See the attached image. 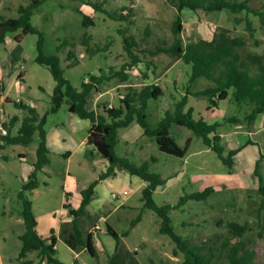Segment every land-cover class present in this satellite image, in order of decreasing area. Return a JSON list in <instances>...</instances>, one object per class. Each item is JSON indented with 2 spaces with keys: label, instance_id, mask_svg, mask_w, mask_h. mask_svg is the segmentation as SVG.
<instances>
[{
  "label": "rangeland",
  "instance_id": "1",
  "mask_svg": "<svg viewBox=\"0 0 264 264\" xmlns=\"http://www.w3.org/2000/svg\"><path fill=\"white\" fill-rule=\"evenodd\" d=\"M91 1L101 4L108 12L132 6L134 24L113 20L106 12H96L78 0H45L34 11L32 25L43 37V54L60 58L65 75L74 87L81 88L91 76L106 77L98 85V91L103 95L93 91L92 107L97 105L100 111L109 105L118 108L123 105L130 88L141 90L146 85H158L164 90V96L150 100L147 106V119L156 128L165 112L173 110L186 93L200 91L210 85L206 78L190 84L192 68L183 61L166 54L150 57L142 52V49H152L158 40L173 43L172 27L178 11L172 6V0H136L133 3L130 0ZM30 4L31 0H0V18H18L19 7ZM250 6L264 12V0H253ZM84 16L91 19L88 26ZM247 21H251L255 30L253 36L247 28ZM182 25L184 44L201 38L210 41L227 29L230 37L244 42L238 49L242 59L245 60L249 54L264 57V26L253 14L224 11L215 18L202 10L192 12L184 9ZM127 27L129 34L141 42L137 54L143 62L129 70V80L122 82L118 77L113 78L112 69L120 71L123 65L131 63L121 33ZM146 28L152 32L147 38ZM16 34H8L5 42L0 43V80L4 84L0 99V134L4 132L3 124L11 118L17 116L21 122L27 115L25 110L17 108L15 102L33 106L41 117L47 114L45 129L51 162L39 174V187L30 199L41 236L49 238L51 229L58 226L56 258L65 264H183L182 253L174 256L176 245L172 239L160 234L161 219L155 212L144 210L141 221L133 226L143 208V182L121 168H116V176L100 182L95 197L98 206L95 209L92 205L93 213L79 219L85 236L93 235L96 257L86 249L74 252L65 244L63 237L72 231L73 220L65 204L74 209L79 207L82 189L98 180L106 171L108 161L96 153L91 155V150L82 153L89 128L84 120L69 112L66 104L52 112L56 83L48 68L35 61L40 35L29 34L17 43L14 40ZM87 40L90 46L85 44ZM69 51H74L76 59L69 60ZM76 60L79 64L69 68ZM233 93L232 89L230 98L219 102L217 107L211 106L208 97L189 95L184 110L191 112L196 119L221 124L218 132L222 136V144L227 146L226 154L242 147L235 157L232 171L192 130L177 124L170 129L176 144L184 148L187 140H191L183 159L161 152L155 138L141 137V128L136 122L119 131L115 151L118 156L126 157L137 165L149 161L152 172L168 179L154 193L158 206H177L185 194L201 192L212 186L214 192L206 200H191L170 211L175 233L203 247L205 252L213 249L221 264H228L227 251L237 242L255 252L256 264H264V196L258 191L259 180L254 175L256 162L261 158L259 171L264 177V114L249 122L250 106L238 107ZM233 118L240 119V122H229ZM19 125L14 128V134H17ZM248 141H251L250 145ZM1 145L0 140V244H4V237H7V243L11 245L16 235L24 231L18 193L33 170L39 136L36 133L29 145ZM68 151L72 156L65 155ZM152 158L156 161L152 162ZM124 191L128 195H124ZM102 215L107 217L102 220ZM230 223L245 226L241 238L230 232ZM108 225L121 236L119 250L107 232ZM100 236L105 239H100ZM224 242L229 246L224 248ZM110 243H114L115 248ZM28 260L39 264L38 252L31 253Z\"/></svg>",
  "mask_w": 264,
  "mask_h": 264
},
{
  "label": "trees",
  "instance_id": "2",
  "mask_svg": "<svg viewBox=\"0 0 264 264\" xmlns=\"http://www.w3.org/2000/svg\"><path fill=\"white\" fill-rule=\"evenodd\" d=\"M45 0H31L28 6H20L18 9L19 17L3 19L0 18V43H4L8 34L17 33L14 40L21 43L24 37L29 34L40 35L38 42V55L36 63L48 68L55 81V88L52 94V112H57L64 104L68 106L71 114L77 115L83 120H89V128L86 145L90 148L91 155H97L106 159L109 163L106 171L102 173L98 180L89 184L81 191V203L78 208H72L65 204V208L70 211L72 220V231L68 236L63 237L65 244L74 252H80L86 249L92 257H96L94 238L91 233L85 236L80 228L79 219L90 216L88 206L92 196L95 193L96 186L103 180L116 176V168H121L133 176L139 177L146 186L142 191L143 208L138 217L133 221V226L142 219L144 210L155 212L161 219L160 234L169 236L175 243L174 256L179 253L184 255L183 264H221L220 257H217L213 249L209 248L205 252L203 247L192 243L175 233L170 211L180 208L191 200L203 201L214 192L212 186L205 188L201 192L185 194L177 206L165 204L158 206L154 201V193L157 189L167 183L168 179L163 178L159 173L150 170L149 161L141 165L131 162L126 157H120L116 154L115 148L119 140V131L128 128L136 122L143 130L144 135L155 138L159 150L168 155L183 159L185 158L191 140H187L185 147L181 148L176 144L170 135V129L174 124L184 126L192 130L196 136L202 139L203 143L213 150L229 171L234 169L235 157L242 150V147L227 151V146L222 144V136L218 132L220 123L210 124L202 118L196 119L191 112H185L189 95L208 97L211 106L217 107L219 102L230 98V91L233 89V100L238 107L248 105L251 111L247 117L249 122H254L258 115L264 114V57L249 54L247 58L242 59L238 49L244 45V42L238 38H232L227 29L216 34L210 41L198 39L194 42L184 44L181 33L182 11L189 9L192 12L200 10L207 12L215 18L223 14L224 11L232 14L246 12L260 18L264 26V12L256 10L250 6L253 0H172V6L178 11V16L173 23L172 31L174 41L172 44L167 41L158 40L152 49H142L145 55L156 57L166 54L176 60L183 61L192 68L190 84L196 82L199 78H206L210 85L200 91L186 93V95L175 104L173 110L165 112V116L160 120L156 128H153L147 119V106L150 100H157L164 96V90L158 85H146L141 90L130 88L123 99V105L118 108H108L106 106L97 110L88 108V98L93 91H98V85L102 84L106 77L91 76L90 80L83 83L81 88L74 87L65 75V70L61 66V60L58 56H45L42 52L43 37L39 30L32 25L34 11ZM91 6L96 12H106L110 18L118 22L124 21L130 25L134 24V8L132 6L122 7L119 11L108 12L105 8L91 0H78ZM132 3L136 0H130ZM90 18L84 16L85 25L90 24ZM247 28L251 35H254V28L251 21H247ZM127 27L121 30L123 34L124 48L131 59V63L123 65L120 71L112 69L113 78H120L122 82L129 80V70L139 63H142L137 49L141 48V42L133 34H129ZM152 35L150 28H146L145 37ZM144 42V40H143ZM68 44V42H65ZM90 46L89 41H85ZM88 51H90L88 49ZM69 60L76 59L74 51H69ZM70 64L69 68L76 66ZM4 92V84L0 80V99ZM99 92V91H98ZM19 109L27 112V115L20 122L17 116L10 119L8 123L3 124L4 132L0 134L2 147L4 145H29L34 141V136L38 133L39 145L36 150V160L33 163V170L29 173L27 182L18 193V200L21 204V216L24 224V231L20 235L21 250L18 256L20 264H34L28 260L29 254L38 252L40 257L39 264H65L56 258L55 249L57 236L54 229L50 231V237L42 238L38 233V222L33 210V203L30 195L39 187V174L44 171V167L49 165L50 149L48 147L47 131L45 125L47 114L40 116L38 111L22 101L15 102ZM210 106V108H211ZM229 122H240V119H229ZM20 123L17 134L13 133L16 125ZM251 144V141H248ZM67 154H70L68 152ZM152 162L156 159L152 158ZM261 158L257 160L254 175L259 180V193L264 196V177L260 173ZM229 230L236 237H242L245 233V226L237 223H230ZM107 232L114 238L116 249L119 250L121 236L113 229L107 226ZM223 247L229 246V243H222ZM228 264H256L255 252L245 248L241 242L234 243L227 251ZM155 264V263H154Z\"/></svg>",
  "mask_w": 264,
  "mask_h": 264
},
{
  "label": "crops",
  "instance_id": "3",
  "mask_svg": "<svg viewBox=\"0 0 264 264\" xmlns=\"http://www.w3.org/2000/svg\"><path fill=\"white\" fill-rule=\"evenodd\" d=\"M24 6V5H23ZM98 94H100V95H103V94H101V93H99L98 92ZM93 93L89 96V98H88V101H89V103H88V108L90 109V110H97V109H99V107L97 106V105H95V106H93L92 107V105L90 104V99H92V97H93ZM83 120V119H82ZM85 121V123L87 124V126H88V128H90V126H91V123H90V121L89 120H84ZM214 123H218V122H214ZM210 124H213V123H210ZM88 133H89V131H88ZM140 136L141 137H144V136H146V135H144V132H143V130L142 129H140ZM88 137V136H87ZM86 140H87V138H85V140L83 141V145H82V153H86L88 150H90V148L86 145ZM64 141H66V140H64ZM49 142V141H48ZM233 150V149H232ZM69 152V151H68ZM68 152H66L65 153V155L66 156H72V152H70V154H67ZM96 155H97V153H96ZM108 165H109V163L107 162L106 163V169H107V167H108ZM105 181V180H104ZM142 181V180H141ZM143 182V181H142ZM99 186H100V183L96 186V188H95V193H94V195L92 196V199H91V202H90V205L88 206V211H89V213L90 214H92L93 212H92V205H95L94 207H95V209H96V207L98 206L97 205V202L95 201V197H96V194H97V190H98V188H99ZM146 186V184L143 182V184H142V189L144 188ZM83 190V189H82ZM118 208H120L121 207V205H118L117 206ZM116 207V208H117ZM78 208V207H77ZM102 220L103 219H105L107 216H105V215H102ZM37 219V218H36ZM38 222V221H37ZM57 228H58V226L56 227V228H53L54 230H55V233H56V236L58 235L59 236V231H57ZM37 230H38V226H37ZM22 233L23 232H19L17 235H16V238H15V240H14V243L13 244H11V245H8V243H7V237H4V244L1 242V244H0V264H20V262L18 261V256H19V253H20V250H21V241H20V239H19V237H20V235H22ZM38 233H39V231H38ZM40 234V233H39ZM58 236H57V243H56V246H55V249L57 248V244H58V240H59V238H58ZM42 238H44L43 236H42ZM102 238V240H104L105 239V237H101L100 236V239ZM44 239H47V238H44ZM111 244V247L112 248H115V245H114V243L112 244V243H110ZM94 245H95V241H94ZM56 251H57V249H56ZM31 254H29V256H30Z\"/></svg>",
  "mask_w": 264,
  "mask_h": 264
},
{
  "label": "built area",
  "instance_id": "4",
  "mask_svg": "<svg viewBox=\"0 0 264 264\" xmlns=\"http://www.w3.org/2000/svg\"><path fill=\"white\" fill-rule=\"evenodd\" d=\"M108 108L111 109V108H113V106H112V105H109ZM123 194H124V195H128V192H127V191H124ZM113 197L117 198V196H116L115 194H113ZM97 228L100 229V226H97Z\"/></svg>",
  "mask_w": 264,
  "mask_h": 264
}]
</instances>
